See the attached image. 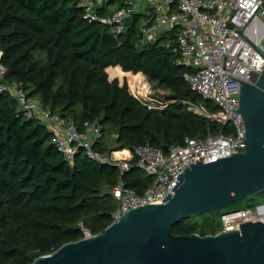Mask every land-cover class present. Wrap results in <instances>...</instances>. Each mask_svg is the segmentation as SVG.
<instances>
[{
  "label": "trees",
  "instance_id": "1",
  "mask_svg": "<svg viewBox=\"0 0 264 264\" xmlns=\"http://www.w3.org/2000/svg\"><path fill=\"white\" fill-rule=\"evenodd\" d=\"M121 2L108 0L98 12L109 16L111 4ZM79 3L0 0V63L7 68L6 80L21 83L29 97L40 100L52 113L73 119L79 129L86 121L98 122L102 133L93 146L103 153L140 144L168 152L185 137L231 133L228 124L206 119L183 103L193 100L217 109L184 78L189 69L177 62L173 50L179 27L139 44L142 14L136 13L127 30L118 34L108 23L90 22ZM110 67L143 72L174 99L164 102L166 106L149 108L131 93L126 77L123 82L109 79ZM136 162L133 158L122 173L80 148L70 164L46 124L27 117L18 101L1 91L0 264H32L41 255L83 238L80 222L92 234L103 232L118 206L114 189L120 183L137 194L154 183ZM263 194L264 190L244 199L248 202L244 208H256V199ZM235 205L183 219L172 231L217 234L222 213L244 209Z\"/></svg>",
  "mask_w": 264,
  "mask_h": 264
},
{
  "label": "built area",
  "instance_id": "2",
  "mask_svg": "<svg viewBox=\"0 0 264 264\" xmlns=\"http://www.w3.org/2000/svg\"><path fill=\"white\" fill-rule=\"evenodd\" d=\"M107 1L80 0L79 5L90 22L108 23L118 34L127 30L136 13L142 14L139 44L153 41L175 27L180 28L173 50L177 53V62L189 69L184 78L193 91L203 100L214 103L217 109L210 110L204 102L193 100H183V103L204 118L228 124L231 128L230 134L185 137L182 144L168 152L150 144H140L134 149L103 153L93 146L102 133L98 122L86 121L84 128L79 129L73 119L52 113L40 100L29 97L21 83L6 80L7 68L0 63V92L11 94L27 117L46 124L54 134L57 149L70 164L81 148L93 160L116 166L122 173L130 168L131 158H136V165L154 178L153 185L141 194L123 183L114 189L119 203L111 218L116 222L131 209L163 202L165 196L174 193L177 174L192 163L200 159L209 163L245 150L244 119L233 112L239 109L242 82L230 76L251 82L253 74L264 70V0H122L111 15L102 16L98 10ZM166 105L163 103L160 107ZM149 108L153 107L149 105ZM263 207L227 210L221 216V231L238 230L240 223L245 221L264 220ZM80 227L85 235L83 238L92 235L83 222Z\"/></svg>",
  "mask_w": 264,
  "mask_h": 264
},
{
  "label": "water",
  "instance_id": "3",
  "mask_svg": "<svg viewBox=\"0 0 264 264\" xmlns=\"http://www.w3.org/2000/svg\"><path fill=\"white\" fill-rule=\"evenodd\" d=\"M230 79L242 82L239 109L233 111L246 128L242 153L192 163L177 174L174 193L163 202L131 209L103 232L65 243L32 264H264V220L211 235L172 231L183 219L226 209L264 190V70L251 82Z\"/></svg>",
  "mask_w": 264,
  "mask_h": 264
},
{
  "label": "rangeland",
  "instance_id": "4",
  "mask_svg": "<svg viewBox=\"0 0 264 264\" xmlns=\"http://www.w3.org/2000/svg\"><path fill=\"white\" fill-rule=\"evenodd\" d=\"M117 7H118V3H113L109 7V9L111 11H113ZM125 77L128 80H130V90H131V92L135 93L138 97L143 99V101H145L147 104L151 105L152 107L160 106V105H163L164 102L170 101L168 99H165L163 97H160V96L156 95L155 91H159V92H161L163 94H166V95H172L171 92L169 90H167L165 87L159 85L157 82H152L151 80H149L143 72H138V74L128 73L126 75V74H124V72L121 71L120 74L110 75V78L118 79V80H120V82H123ZM136 78L137 79L139 78V80H143V83L146 85V89L143 90V89H141L140 86L133 84V82L136 81ZM173 99H174V97H173ZM256 201L259 202L257 204V206H255L256 208H258L259 206L264 205V194L261 195L259 200L257 198ZM247 203H248L247 200L240 201V202L236 203V205L234 207H236V208H244V206H246ZM217 221H218V219H217ZM222 227H223L222 222H218V229H220V231H221Z\"/></svg>",
  "mask_w": 264,
  "mask_h": 264
},
{
  "label": "crops",
  "instance_id": "5",
  "mask_svg": "<svg viewBox=\"0 0 264 264\" xmlns=\"http://www.w3.org/2000/svg\"><path fill=\"white\" fill-rule=\"evenodd\" d=\"M121 67V66H120ZM108 71H110V72H108L109 73V76L110 75H117V74H120L121 73V71L122 72H124V74H128V73H132V72H125V71H123V69L122 68H113V67H110V68H108ZM111 73V74H110ZM112 79V78H111ZM131 160H132V158H131Z\"/></svg>",
  "mask_w": 264,
  "mask_h": 264
},
{
  "label": "bare ground",
  "instance_id": "6",
  "mask_svg": "<svg viewBox=\"0 0 264 264\" xmlns=\"http://www.w3.org/2000/svg\"><path fill=\"white\" fill-rule=\"evenodd\" d=\"M131 74H132V73H131ZM141 77H142V76H141ZM133 84L142 87L143 90L146 89V85L143 83V80H139V78H138V79L136 78V81L133 82ZM123 152H125V151H123ZM262 211L264 212V207L262 208ZM262 211H261V212H262Z\"/></svg>",
  "mask_w": 264,
  "mask_h": 264
}]
</instances>
